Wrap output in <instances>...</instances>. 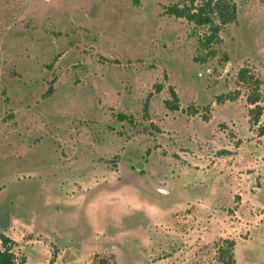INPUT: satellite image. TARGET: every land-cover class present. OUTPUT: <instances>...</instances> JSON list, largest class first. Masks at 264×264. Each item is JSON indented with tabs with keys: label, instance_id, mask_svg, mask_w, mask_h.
<instances>
[{
	"label": "rangeland",
	"instance_id": "1",
	"mask_svg": "<svg viewBox=\"0 0 264 264\" xmlns=\"http://www.w3.org/2000/svg\"><path fill=\"white\" fill-rule=\"evenodd\" d=\"M177 1L0 0V231L18 264H215L223 238L264 264V137L238 80L264 91V0H233L205 64L206 28L164 13Z\"/></svg>",
	"mask_w": 264,
	"mask_h": 264
},
{
	"label": "trees",
	"instance_id": "2",
	"mask_svg": "<svg viewBox=\"0 0 264 264\" xmlns=\"http://www.w3.org/2000/svg\"><path fill=\"white\" fill-rule=\"evenodd\" d=\"M168 16L183 19L195 27L206 28L203 35L198 38V54L194 57L196 63L205 64L216 57L218 46L223 43L221 32L228 26L237 25L239 21L238 6L233 0H178L176 3L168 5L164 9ZM229 58L225 54L224 61ZM238 80L251 91L247 95V102L250 105L248 111L250 128L258 127V135L264 137V91H261L262 80L254 77L251 71L243 67L238 72ZM156 91L161 92L163 86L155 85ZM170 100L165 101L166 107L171 111L180 110L179 97L173 87L169 88ZM239 90L217 97L218 103L226 101L235 102L239 99ZM148 100L145 105V112L148 113ZM209 109V107H206ZM197 109L193 114H198ZM119 121H127L133 124V119L124 114L118 115ZM208 121V117H204ZM228 153V151H223ZM144 174V173H142ZM16 241L0 231V264H18L14 253ZM236 241L231 238H223L216 244L215 264H236L235 259ZM112 257H99L93 260L92 264H111Z\"/></svg>",
	"mask_w": 264,
	"mask_h": 264
},
{
	"label": "water",
	"instance_id": "3",
	"mask_svg": "<svg viewBox=\"0 0 264 264\" xmlns=\"http://www.w3.org/2000/svg\"><path fill=\"white\" fill-rule=\"evenodd\" d=\"M137 167H138V169H142L144 167V165L143 164H139Z\"/></svg>",
	"mask_w": 264,
	"mask_h": 264
}]
</instances>
